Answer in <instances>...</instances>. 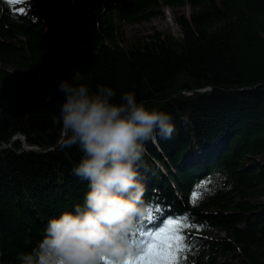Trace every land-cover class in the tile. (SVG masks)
<instances>
[{
  "label": "trees",
  "instance_id": "1",
  "mask_svg": "<svg viewBox=\"0 0 264 264\" xmlns=\"http://www.w3.org/2000/svg\"><path fill=\"white\" fill-rule=\"evenodd\" d=\"M187 6L181 37L126 44L124 25ZM63 80L172 116L173 138L145 144L141 220L156 207L161 219L187 214L185 264H264V0H0V264H20L88 190L72 173L79 148L61 146ZM202 182L210 194L193 205Z\"/></svg>",
  "mask_w": 264,
  "mask_h": 264
},
{
  "label": "clouds",
  "instance_id": "2",
  "mask_svg": "<svg viewBox=\"0 0 264 264\" xmlns=\"http://www.w3.org/2000/svg\"><path fill=\"white\" fill-rule=\"evenodd\" d=\"M64 93L56 123L62 147L82 153L73 175L87 181L82 203L50 218L40 241L19 253L20 264H124L137 254L132 234L146 215L145 185L139 169L145 144L177 132L172 116L138 102L133 92L120 95L110 86L95 92L85 84L58 82ZM189 123L187 114L181 117Z\"/></svg>",
  "mask_w": 264,
  "mask_h": 264
},
{
  "label": "snow or ice",
  "instance_id": "3",
  "mask_svg": "<svg viewBox=\"0 0 264 264\" xmlns=\"http://www.w3.org/2000/svg\"><path fill=\"white\" fill-rule=\"evenodd\" d=\"M25 2L31 3V0H7V3L13 6ZM13 10L20 14L26 12L24 7ZM27 11H30V8ZM208 194L210 189L202 182L194 187L190 202L195 205ZM162 216V209L156 207L150 209L147 217L140 220L137 230L132 234L133 244L138 248L137 254L124 264H185L194 247L186 230L195 225L189 222L190 217L187 214L179 218L169 216L161 219ZM158 221L160 223H157Z\"/></svg>",
  "mask_w": 264,
  "mask_h": 264
},
{
  "label": "rangeland",
  "instance_id": "4",
  "mask_svg": "<svg viewBox=\"0 0 264 264\" xmlns=\"http://www.w3.org/2000/svg\"><path fill=\"white\" fill-rule=\"evenodd\" d=\"M191 13L192 9L188 6L180 9L164 8L163 16L154 18L149 23L136 25L134 27L124 25L123 30L127 37L126 44L135 38L146 37L155 32L181 37L180 28L175 23V17L183 14L190 17ZM218 235L223 236L219 231H215L213 234L214 237Z\"/></svg>",
  "mask_w": 264,
  "mask_h": 264
}]
</instances>
